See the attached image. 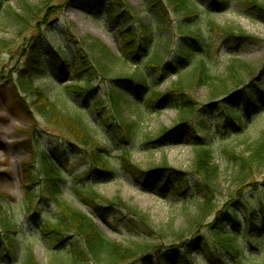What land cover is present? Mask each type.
Returning <instances> with one entry per match:
<instances>
[{
    "label": "rangeland",
    "instance_id": "obj_1",
    "mask_svg": "<svg viewBox=\"0 0 264 264\" xmlns=\"http://www.w3.org/2000/svg\"><path fill=\"white\" fill-rule=\"evenodd\" d=\"M191 1L196 3V17L185 19L176 14L165 0H0V42L9 44L6 49L0 48V264H28L26 249L31 250L34 264H66L63 259L53 258L52 251L37 234L39 226L53 218L54 205L48 202L39 188L34 189L29 200L25 198L22 168L32 163L33 154L36 156L33 165L35 175L40 176L36 170L38 158L49 156L60 169L58 183L64 192L62 198L92 217L101 231L117 244L129 248L134 240L129 235L131 223L128 213L121 208H113L94 215L72 197L73 191L77 188L91 190L107 200L121 201L145 215L154 227L151 243L161 246L150 254L146 264L156 262L159 257L164 258L163 262L167 264H264V238L257 240L253 233H246L242 223L236 229L239 235L237 242L245 249L246 255L239 262L231 261L214 237L219 227L222 231L234 232L228 224V211L233 203L238 206L236 209L240 214L241 210L253 211L252 224L256 229L263 228L264 168L253 174L250 178L252 185L237 200L235 185L231 186L234 163L228 161L222 152L238 155L246 152L247 145L264 127V100L259 103L260 112L250 117L243 132L231 135L223 134L224 124L229 121L221 118L220 105L225 91L234 88L227 74L231 60L251 67L260 76L261 88H264V20L246 14L242 0ZM258 1L264 4V0ZM23 2L28 3L38 15L39 29L32 24L23 31L15 21L14 15L20 14ZM104 10L115 15V23V19L106 21ZM123 19L129 29L136 28L138 21L149 29L152 45L148 54L166 44L169 54L165 62L177 61L178 48L187 46V43L190 52L193 51L191 65L187 68L190 69L197 60H204L209 72L223 80L221 83L216 81L212 87L195 88L188 92L199 111L187 123L189 132L195 130L201 133L200 126L209 127L210 135L205 141L212 142L210 147L214 162L221 171L213 213L220 215L222 224H216L213 213L207 216L204 228L200 230L199 244L189 249L191 254L188 256H184L180 248L191 236L175 241L174 235L186 231L184 220L195 214L194 202H172L158 197L154 191H146L122 172V161L119 159V145H125L130 150L131 165L141 172L155 170L165 161L169 169L187 173L188 180L193 183L196 179L189 173L194 150L190 146L188 129L179 126L176 111L167 104L153 113L139 109L148 99V93L143 90L140 95H135L134 91L123 103L125 121L137 124L133 139H128L131 144L126 145V133L114 122L107 99L101 98L106 89L114 86L113 80L120 78L127 81L135 70L133 63H124L120 57L123 31L120 22ZM210 22L220 29L212 30L208 27ZM162 27L169 30H160ZM36 41L42 48L43 74L33 77L34 84L64 114H77L84 119L105 150L109 158L108 167L116 173V177L101 180L89 176L93 169L88 154L68 135L50 127L36 112L27 114L23 108V105L29 104L27 97L24 103L18 101L20 95L13 81L22 68L24 50ZM93 43L99 47L94 52L86 50ZM104 52L111 54V58H102L100 53ZM138 62L141 72L148 76V85L153 86L156 92L165 93L175 82L173 75L159 79L161 72L147 68L145 57L139 56ZM75 68L83 71L77 73ZM100 68H103L102 72ZM251 81L246 79L245 86H250V90L259 94L260 89L255 87L257 82L254 84ZM86 83L91 89L85 94L77 96L70 93L74 90L67 89L83 88ZM98 100L105 104L95 109L94 103ZM234 105L237 111H243L240 102H234ZM224 120L227 123H223ZM99 123L102 124L100 129ZM163 129L171 131L164 140L165 145L149 147L150 151L141 149L145 141L157 139ZM168 188L171 189V186ZM253 207L256 210H252ZM6 223H9L8 227ZM6 236L12 243L11 252L7 248ZM163 246L172 247V250L163 251ZM129 264H143V261Z\"/></svg>",
    "mask_w": 264,
    "mask_h": 264
},
{
    "label": "trees",
    "instance_id": "obj_2",
    "mask_svg": "<svg viewBox=\"0 0 264 264\" xmlns=\"http://www.w3.org/2000/svg\"><path fill=\"white\" fill-rule=\"evenodd\" d=\"M51 1L56 0H49V2ZM165 1L173 8L176 14L182 15L183 18L196 17V3L194 4L191 0ZM241 4L244 12L251 18L264 20V4H261L258 0H242ZM19 11L20 14H15L14 17L18 26L23 31L27 27H31L32 24L36 25V28L39 29L37 26L39 17L28 3L23 2ZM103 15H105L107 22L115 19L113 21L115 23L117 20L115 15L111 14L109 10H104ZM120 23L123 30L121 32L120 57L124 63H133L135 70L127 81L120 78L113 80L114 86L106 89V94L102 95L101 98L104 99L105 97L107 99L113 118H115L114 122L119 124L126 133V145L131 144L128 139H133L135 132L133 130L137 129V124L135 122L128 124L125 121L122 113L123 103L126 102V97L131 94L133 95L134 91H136L135 95H140L143 90L148 93V99L143 102V107L139 109L144 108L153 113L154 111H158L162 105L167 104L176 111L177 120L180 123L179 126L187 130L189 126L187 123L190 122L195 113L199 112L196 104L190 99L188 92L193 91L195 88L212 87L216 84V81L217 83H221L223 80L209 72L204 60H197L190 69L187 68L191 65L190 60H192L193 56V51L191 50L192 52H190L191 48L189 49L188 47L189 44L186 43L187 46L178 48L177 61L165 62L169 54L168 45H160L154 52L148 54L152 45V36L148 31L149 29L144 27L140 21L137 22V27L132 29L125 27L124 19ZM208 27L212 30L220 29L213 22H210ZM142 30L144 33H141ZM160 30H169V28L162 27ZM6 47L8 48L9 44L0 42L1 49H6ZM87 47L88 49L86 48V50L94 52L99 45L93 43ZM100 55L104 59L111 58V54L106 52L100 53ZM42 56L40 42L36 41L30 44L22 54V68L13 81L14 86L19 91L18 95L20 97H17L18 101L24 103L26 102V97L29 99V104L23 105L24 111L27 114H30V111L36 112L50 127L65 133L76 145L82 148L92 162L93 171L88 173L89 176H95L101 180L116 177V173L110 171L108 167L109 158L105 150L102 149L99 141L89 129L84 119L77 114H64L55 103L49 100L45 92L34 84L33 77L43 74ZM139 56L140 58H146V66L151 71L158 69V72H161L158 76L159 79H162L164 76L171 77L172 75L176 77L175 82L171 83L168 91L159 93L153 89V86L148 85V76L141 72L139 66ZM100 69L102 72L103 68ZM81 71L83 69L75 68V72L80 73ZM227 74L228 78L233 81L234 88L225 91L220 109L223 114L221 118H227L229 121L228 124H224L223 134L231 135L243 132L250 117L260 112L259 103L264 100V88H261L260 76H257L252 68L243 62L231 60L227 66ZM246 79L252 80L251 82L254 84L257 82L255 87L260 89L258 91L259 94L255 93L254 90H250V86H245ZM126 82L129 83L126 84ZM89 85V83H86L83 88L78 86L79 88L70 87L67 89L74 90L70 93L77 94L78 96L87 93L91 89ZM132 86L134 89L131 88ZM234 102H240L243 108L242 112L237 111ZM104 104L101 100L95 101L94 108H102ZM223 123L227 122L224 120ZM98 125V129H100L102 124L99 123ZM109 126L110 124H108ZM199 130L201 133L193 131L195 136L188 129L190 146L194 150V159L191 172L189 173V175L196 179L193 183L188 180L187 173L182 174L181 172L169 169L165 161L155 170L141 172L138 167L131 165L129 161L130 150L126 149L125 145H119V159L122 161L121 169L131 181H134L137 185L146 189V191H154L160 198H166L172 202L175 200L183 203L194 202L195 214L190 219L184 220L187 226L186 231L183 230L174 235L175 241L185 240L191 236L189 241L180 248L184 256L190 255L189 249L199 244V234L200 230L204 228L205 218L212 214L215 208L214 196L217 189H219L221 175L219 166L214 162L215 158L210 147L212 142L209 141L207 143L205 141L208 140V136L210 135L209 127L207 125L200 126ZM169 133L171 131L161 130L157 139L145 141L141 149L145 148L144 151H150L151 148L149 147H162L166 144L164 140ZM34 142L38 144L37 140ZM222 153L228 161L231 160L234 163L231 186L235 185V192L237 191L238 194L237 200L241 199L244 191L252 185L250 178L258 170L264 168V127L258 131L257 136L247 145L245 153L240 155L229 151ZM32 157V163L22 168V174L25 179V198L29 200L28 198L31 197L30 195L34 192V189L39 188L48 202L52 203L55 207L53 218L41 224L37 232L39 238L52 251L53 258L63 259L66 264H129L139 261H143V264H146L145 262L149 261L150 254L155 249L161 248L159 244L151 243L150 237L154 227L149 219L137 209L130 208L118 200H107L91 190L75 189L72 197L78 201L80 206L89 210L94 215H100L113 208H121L128 213L131 223L129 224V235L134 238L133 242L130 243L131 246L125 248L110 240L97 226L92 217L84 214L62 198L64 192L58 183L60 169L54 161L49 156L44 155L38 158L36 170L40 175L39 177H41L40 180L35 175L33 169L36 160L35 154ZM168 186H171V189ZM233 204L234 206H231V209L228 211V215L230 216L228 224L234 229V232H225L220 230L219 227L214 237L218 245L225 252V255L231 261L239 262V260L245 257L246 252L242 246L238 245L237 240L239 235L236 233V229L242 223L246 233H253L256 239L260 240L264 238V222L262 229H256L252 224L253 211L241 210L240 214L236 209L238 208L235 205L236 203ZM252 210L256 209L253 207ZM213 215V219L215 218V222L217 221L216 224L222 226L219 219L220 215L214 213ZM5 226L8 227L9 223H6ZM6 237L7 248L11 252L12 243L9 239L10 237ZM161 250L170 252L172 247L163 246ZM25 258L28 264H34L30 249H26ZM163 261L164 258L162 260L159 257L156 262H150V264H167Z\"/></svg>",
    "mask_w": 264,
    "mask_h": 264
}]
</instances>
